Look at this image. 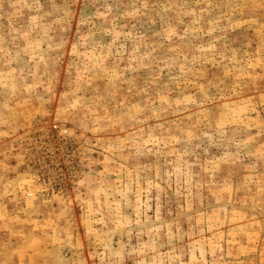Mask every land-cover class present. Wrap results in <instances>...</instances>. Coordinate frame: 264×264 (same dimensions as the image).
Returning a JSON list of instances; mask_svg holds the SVG:
<instances>
[{
  "label": "rangeland",
  "instance_id": "rangeland-1",
  "mask_svg": "<svg viewBox=\"0 0 264 264\" xmlns=\"http://www.w3.org/2000/svg\"><path fill=\"white\" fill-rule=\"evenodd\" d=\"M0 264H264V0H0Z\"/></svg>",
  "mask_w": 264,
  "mask_h": 264
}]
</instances>
